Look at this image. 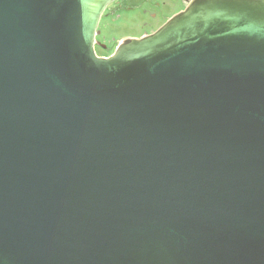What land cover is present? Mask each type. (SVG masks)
Masks as SVG:
<instances>
[{
  "label": "water",
  "instance_id": "95a60500",
  "mask_svg": "<svg viewBox=\"0 0 264 264\" xmlns=\"http://www.w3.org/2000/svg\"><path fill=\"white\" fill-rule=\"evenodd\" d=\"M114 1L0 0V264H264V0Z\"/></svg>",
  "mask_w": 264,
  "mask_h": 264
},
{
  "label": "flooded vegetation",
  "instance_id": "af4514ba",
  "mask_svg": "<svg viewBox=\"0 0 264 264\" xmlns=\"http://www.w3.org/2000/svg\"><path fill=\"white\" fill-rule=\"evenodd\" d=\"M191 2L192 0H186L184 2V8L177 11H175L176 8L173 10L171 9L172 13L169 14L163 11V9L168 5L166 0H115L106 8L101 17L95 36V54L98 58L106 59L111 57L122 42L128 39H141L155 33L171 18L185 11ZM143 6H149L154 10H158L160 12V16L158 15V13H153L150 15V18L153 21L158 20V22L156 23L157 26L151 27L149 32H145L143 36H140L138 38L131 36L119 39L109 38V36L105 33L108 30L109 22L115 24L118 18H121L123 15H128Z\"/></svg>",
  "mask_w": 264,
  "mask_h": 264
},
{
  "label": "rangeland",
  "instance_id": "374dc122",
  "mask_svg": "<svg viewBox=\"0 0 264 264\" xmlns=\"http://www.w3.org/2000/svg\"><path fill=\"white\" fill-rule=\"evenodd\" d=\"M168 5L163 9L165 13H172L171 9L175 11L184 8V2L186 0H166ZM153 13L160 12L154 10L149 6H143L140 9L133 11L128 15H123L121 18H118L115 24L109 22L108 30L105 32L109 38H123L127 36L131 37H140L143 36L145 32H149L151 27L157 26V22L153 21L150 18V15ZM156 28V27H155Z\"/></svg>",
  "mask_w": 264,
  "mask_h": 264
}]
</instances>
